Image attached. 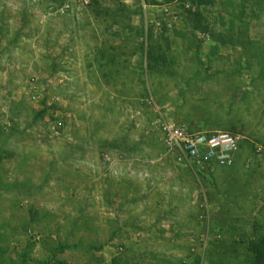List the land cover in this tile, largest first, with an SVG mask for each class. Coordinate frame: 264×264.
I'll list each match as a JSON object with an SVG mask.
<instances>
[{"label": "rangeland", "instance_id": "374dc122", "mask_svg": "<svg viewBox=\"0 0 264 264\" xmlns=\"http://www.w3.org/2000/svg\"><path fill=\"white\" fill-rule=\"evenodd\" d=\"M164 122L264 165V0H0V264H264L262 168H190Z\"/></svg>", "mask_w": 264, "mask_h": 264}, {"label": "built area", "instance_id": "2783aa9c", "mask_svg": "<svg viewBox=\"0 0 264 264\" xmlns=\"http://www.w3.org/2000/svg\"><path fill=\"white\" fill-rule=\"evenodd\" d=\"M87 6L94 0H79ZM71 7L66 1L59 11L65 13ZM168 13V9L162 10ZM162 140L169 149L175 150L181 161L190 168L206 166L231 167L240 151L241 136L233 131H192L184 125L161 124Z\"/></svg>", "mask_w": 264, "mask_h": 264}, {"label": "crops", "instance_id": "0c3cea01", "mask_svg": "<svg viewBox=\"0 0 264 264\" xmlns=\"http://www.w3.org/2000/svg\"><path fill=\"white\" fill-rule=\"evenodd\" d=\"M147 7L148 6L145 4V8H147ZM164 8H167V7H163L162 6V7H160V10L162 11ZM168 12H169V9H168ZM150 22H151V24L156 25L158 27H161V25L163 24V25H165V27L167 29H170L168 31V33H164L162 38H161V39L164 40L161 43V44H163L162 45V50H163L164 54H159L161 57H159V55H157L156 57H159L157 59V63L160 64L159 65L160 67H163V66H166V65L169 66V67H172L173 66V62L169 60V58H168L169 56L168 55L172 54L173 50L176 48V46H174V45H177V43L179 42V39L182 40V39L188 38V37L185 38L184 34H181L179 32H175V31L172 30V28H175L176 24L178 22H180V19L175 17V16H170L169 18H167L165 20V22H161L160 20H157L155 18L154 19H150ZM187 33H190V35L197 34L198 36H201L204 39H207L209 37L208 36L209 34L205 33V32L202 33V32L192 31V32H187ZM164 44H166V46H164ZM152 57L155 58V54ZM150 62H151L150 59L149 60L147 59L146 64L149 63V65H151ZM153 62L154 61H152V63ZM244 140H245V138L241 136L240 151L236 155L235 162L231 166V168L238 170V173H244L246 171V169H249V172H251L254 169L253 167H258V168L261 167L262 170L264 171V165H262L263 163L261 164V162L259 163L258 161H256V164L245 162V160H246L245 153L246 152L244 151L245 148H243ZM254 151L257 152V154H258L257 156H262L264 154V143L263 144H259V145H255L254 146ZM250 180H251L250 184H252L253 179L250 178ZM255 187H253V184L251 185V187H250L251 192H254V190L259 189L258 185H256Z\"/></svg>", "mask_w": 264, "mask_h": 264}, {"label": "trees", "instance_id": "16d2710c", "mask_svg": "<svg viewBox=\"0 0 264 264\" xmlns=\"http://www.w3.org/2000/svg\"><path fill=\"white\" fill-rule=\"evenodd\" d=\"M262 247H263V246L258 247V245H257V246H254L253 244H250V246L248 247L249 250H250V252H252L253 256L255 257V260H256V256L259 255L258 253H260V250L262 249ZM258 261H259V260H258ZM256 262H257V260H256ZM257 264H258V263H257Z\"/></svg>", "mask_w": 264, "mask_h": 264}]
</instances>
